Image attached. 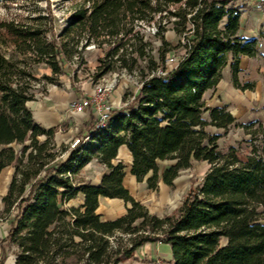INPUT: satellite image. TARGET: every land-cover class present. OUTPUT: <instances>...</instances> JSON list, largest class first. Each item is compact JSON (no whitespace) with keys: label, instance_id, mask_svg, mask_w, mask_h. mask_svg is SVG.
<instances>
[{"label":"trees","instance_id":"trees-1","mask_svg":"<svg viewBox=\"0 0 264 264\" xmlns=\"http://www.w3.org/2000/svg\"><path fill=\"white\" fill-rule=\"evenodd\" d=\"M235 2L80 0L57 34L51 17L38 10L0 20V173L14 168L2 198L13 215L0 240L2 262L4 242L16 249L14 264H121L144 243L160 242L169 245L171 264H264V124L238 123L225 105L210 108L203 99L226 67L235 88L253 87L237 80L240 58H255L258 49L255 38L239 34L244 8ZM90 46L100 51L94 79L124 72L140 87L130 104L111 111L97 144L58 157L66 146L57 149L55 129L36 124L27 104L40 80L56 85L77 77ZM41 67L49 74L37 78ZM93 127L88 121L87 131ZM206 127L223 135L240 128L258 145L240 159L232 147L221 151L222 134ZM122 145L131 155L130 174L149 190L160 176L171 187L192 161L209 167L176 212L160 217L124 188L123 166L112 163ZM92 160L106 170L99 184L76 182ZM167 160L173 164L160 174L158 163ZM78 194L83 203L68 206ZM99 197L129 207L101 221Z\"/></svg>","mask_w":264,"mask_h":264},{"label":"rangeland","instance_id":"rangeland-1","mask_svg":"<svg viewBox=\"0 0 264 264\" xmlns=\"http://www.w3.org/2000/svg\"><path fill=\"white\" fill-rule=\"evenodd\" d=\"M80 2V0H14L4 1L0 0V20L14 19L15 16H34V10H38L40 14H48L51 17V22L55 33L64 26L69 14L73 8ZM237 6H242L245 11L242 14L240 21L241 34L246 38H255L257 40L258 54L255 58H242L239 63V72L237 73L238 84L241 86L245 83L253 85L251 90L237 89L233 86L231 81L230 69L226 67L223 72V78L221 83L212 93V98L221 99L222 103H227V110L232 114L238 123H248L257 121L260 126L264 124V6H258L254 0H236ZM153 28V29H152ZM155 29L154 25L145 26V32L149 36H152V30ZM167 40L172 42L176 41V37L172 32L166 33ZM158 45L157 41H154V46ZM90 51H85L83 56L86 60V66H78L77 77L67 80L66 78L60 79L59 84H46L45 81L40 80L35 83V100L33 101L35 107L42 108L46 103L52 100V95L60 96L61 102L66 103L65 109V121H60L58 128L62 138V144L57 146V149H62L73 140L74 138H80L83 136L79 133L84 121H94V117L86 112L85 117L79 119L78 114H72L67 110L68 102L72 99L84 97L90 95L97 85L104 83L105 81L115 80L113 90L107 96L108 105L112 110L119 107L126 106L132 102V96L136 92L138 78L129 76L124 72L108 74L101 79L93 78V70L97 66L96 58L100 55L99 50L92 49V46L88 47ZM88 52V53H87ZM77 65V64H76ZM86 68V71H84ZM42 74H49V70L45 68H39L36 73V77L39 78ZM209 94V93H208ZM217 95V96H216ZM208 96V95H205ZM207 98V97H205ZM56 99V98H55ZM208 100V99H207ZM37 108V109H38ZM30 110V108H29ZM31 111V110H30ZM207 117V113L204 115ZM38 117V116H37ZM36 119L38 120V118ZM40 126V125H39ZM41 127V126H40ZM255 128H260L256 125ZM206 131L210 134H222L217 140V144L221 151L226 152L228 147H232L236 150V154L240 159L248 156L251 153L253 146L258 145L257 141H250V136L244 133L240 128L231 127L224 135L222 130H217L213 127H206ZM39 141L42 137L38 138ZM41 142V141H40ZM27 144V142H25ZM15 150L19 152L21 150L20 145L14 146ZM173 164V161L167 160L158 163L160 174L163 169ZM206 162L192 161L191 167L180 170L177 177L173 180L171 187L164 189V185L158 183L157 189L147 190L143 188L138 191V194L142 196V204L147 208L150 214L157 216H164L174 214L181 204L184 196L189 190L197 186L203 175L208 169ZM14 173L13 166L4 168L0 173V240L3 238L7 230L9 229V223L12 219L11 212H7L2 198L6 193L8 183ZM85 174V171L81 169L78 176L75 177V181H81V175ZM161 181V176H160ZM162 182V181H161ZM160 185V186H159ZM76 202L75 198L67 204L70 206V202ZM73 202V203H74ZM77 206V205H76ZM113 214H117L120 211L113 208ZM154 244L156 242H153ZM167 245V244H166ZM160 247V251L166 248L165 245H157ZM144 246L138 247L133 254L140 257ZM15 247L7 243H3V258L0 254V264H9L10 260L15 256ZM168 250L169 247H168ZM161 253V252H160ZM143 256V255H142ZM160 264H167L164 261H159ZM121 264H153L151 261L145 260H125Z\"/></svg>","mask_w":264,"mask_h":264},{"label":"crops","instance_id":"crops-1","mask_svg":"<svg viewBox=\"0 0 264 264\" xmlns=\"http://www.w3.org/2000/svg\"><path fill=\"white\" fill-rule=\"evenodd\" d=\"M245 11H247V10L244 9L242 14ZM242 14L240 16V21L242 19ZM239 34L241 36L245 37L244 35L241 34V25H240V29H239ZM242 58H247V57H241L240 61ZM220 83H221V81H220ZM213 92L214 91L211 90V91H207L204 93L203 99L206 103V106L213 108V107H219V106L225 105L226 107H228L227 103H222V97L221 96H220V98H221L220 100L217 99V97H215V99H213L212 98ZM205 95H208V96H205ZM205 97H207V98H205ZM62 100H65V99H62ZM62 100H61L60 96H57V95L55 96L53 93L52 100H50L49 103H46L41 109L38 107H37L38 108L37 109L35 107V105H33L34 104L33 101H31L27 104V107L30 108V110H31L30 112H31L33 120L36 124L40 125L43 129H50V128L55 129V132H54L52 139H53V142L55 143L56 147L59 146L60 144H62V138H61L62 135L59 134L60 130L57 129L58 124L60 121H65V117H66L64 114L65 109H66V103L61 102ZM78 116H79V119H81L82 117H85V114H78ZM36 117L38 118V120L36 119ZM87 124H88V121L82 122V126H81L80 131H79L80 134L83 135L87 132ZM131 161H132V159H131V155H130L129 151L127 150V148L124 145H122L118 148L117 156H116L115 160L112 161V163L113 164L120 163L123 166V170H124L123 186L125 189L128 190L129 194L136 201H139L142 204V196H140L138 194V191H140L142 189V187L144 189L147 188L146 183H145V180H143L141 182H137L136 179L130 174L129 171H130ZM82 169L85 171V174L81 175L82 180L79 182L90 183L93 185H98L101 177L106 172L104 166L99 164L95 160L90 161ZM159 182L162 185H164L160 180H159ZM157 186H158V184H157ZM164 186H165L164 189L168 188V186H166V185H164ZM147 190H149V189H147ZM75 201L76 202L73 201L74 203L70 202V205L73 207L80 206L83 203V196L81 194H78L75 197ZM128 207H129V205L127 203H124L122 200L99 197L98 198V207H97L96 212L100 216L101 221H112V220L117 219V218L121 217L122 215H124L126 212V208H128ZM113 208H116L120 212L117 214H113V212H114ZM157 245H165L166 248H164L162 251H160V247ZM143 246L145 247L142 249V253H141L143 256L141 255L140 257H138V256H135V254H133V256L131 257L132 260L135 261L137 259L139 261V260H144V259L146 260L147 259V261L152 262L154 259H156L158 261H164L167 264H171V254H170V250H168L169 245H166V244H163L160 242H156L155 244L147 242V243H144L140 247L142 248ZM14 261H15V256L12 258V260H10L9 264H14ZM4 262H5V260L3 261V263Z\"/></svg>","mask_w":264,"mask_h":264},{"label":"built area","instance_id":"built-area-1","mask_svg":"<svg viewBox=\"0 0 264 264\" xmlns=\"http://www.w3.org/2000/svg\"><path fill=\"white\" fill-rule=\"evenodd\" d=\"M258 6H264V0H254ZM153 29V28H152ZM155 31L152 30V33ZM174 59H169V63H173ZM114 78L111 81H105L96 86L90 95L72 99L68 102L67 110L72 114H86L89 112L94 117V127L87 131L80 138H74L66 146V151L60 152L58 157L65 156L69 151H76L81 154L84 149H88L90 145L97 144V136L102 130L107 128L108 119L112 108L108 105L107 96L113 90ZM140 83H137V89ZM136 89V90H137ZM133 98V96L131 97ZM70 176L69 173H67ZM153 264H160L154 259Z\"/></svg>","mask_w":264,"mask_h":264}]
</instances>
